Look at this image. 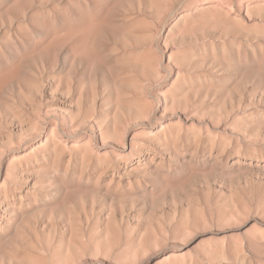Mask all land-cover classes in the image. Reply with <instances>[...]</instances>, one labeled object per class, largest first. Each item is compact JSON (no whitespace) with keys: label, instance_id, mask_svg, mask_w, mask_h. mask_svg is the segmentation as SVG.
I'll return each mask as SVG.
<instances>
[{"label":"rangeland","instance_id":"374dc122","mask_svg":"<svg viewBox=\"0 0 264 264\" xmlns=\"http://www.w3.org/2000/svg\"><path fill=\"white\" fill-rule=\"evenodd\" d=\"M0 264H264V0H0Z\"/></svg>","mask_w":264,"mask_h":264}]
</instances>
